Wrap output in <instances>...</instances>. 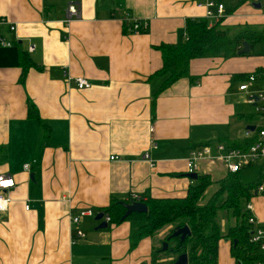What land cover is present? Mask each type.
Returning a JSON list of instances; mask_svg holds the SVG:
<instances>
[{
    "label": "crops",
    "instance_id": "1",
    "mask_svg": "<svg viewBox=\"0 0 264 264\" xmlns=\"http://www.w3.org/2000/svg\"><path fill=\"white\" fill-rule=\"evenodd\" d=\"M118 2L0 0V19L15 25L14 31L0 27L14 42L0 47V174L15 182L0 215V264H151L170 227L131 248L128 221L98 230L101 221L85 218V237L72 245L70 210L99 212L112 200L129 202L132 193L142 201L185 197L194 181L186 170L191 148L240 142L253 126V109L236 89L241 76L264 68V58L194 59L195 85L182 78L164 88L156 47L183 41L187 20L209 25L203 9L192 0ZM72 4L80 17L67 23ZM227 10L235 15L222 27L264 25V15L246 3ZM126 13L148 21V31L131 33L122 21ZM64 71L91 88L78 90ZM29 103L39 120L28 117ZM151 128L157 149L148 162ZM202 167L210 173L200 175L212 183L227 175L218 164ZM250 202L264 228V196ZM230 250L229 241L219 242L218 264H236Z\"/></svg>",
    "mask_w": 264,
    "mask_h": 264
},
{
    "label": "trees",
    "instance_id": "2",
    "mask_svg": "<svg viewBox=\"0 0 264 264\" xmlns=\"http://www.w3.org/2000/svg\"><path fill=\"white\" fill-rule=\"evenodd\" d=\"M117 1L120 3V0ZM184 36L187 39L179 43L156 47L163 62L157 74L165 77L164 88L182 78H188L191 85L196 84L198 78L189 74L191 60L237 57V52L244 42L251 48L250 53L244 56H250L254 46L264 42V30L260 32L243 30L235 36H230L228 28L219 25L209 26L196 20H187ZM20 63L21 79L24 80L28 64L24 59ZM246 75L241 76L239 80H245ZM28 117L39 120L37 109L30 103ZM252 140L244 139L228 145L244 148L251 144ZM239 174H227L219 180L218 188L206 201L204 195L211 185V178L199 175L188 188L185 197L150 198L143 201L147 206L146 214L132 213L122 221L126 211L123 204L128 202L117 200H112L108 207L99 213L109 216V225L124 221L130 223L131 248H135L142 239L154 236L164 227H170V231L162 243L168 240L175 228L187 226L190 235L182 242L177 238L168 240L165 252L160 251L162 247L156 248L151 255V264H173L175 258L182 254L187 255L188 264H218L221 240L230 242L231 257L236 264L264 263V254L258 252L257 245L250 241L248 212L245 209V204L254 196L251 195V191L259 186L261 180L258 178L254 183L244 184L240 181ZM168 257H171L168 263L162 262V259Z\"/></svg>",
    "mask_w": 264,
    "mask_h": 264
},
{
    "label": "built area",
    "instance_id": "3",
    "mask_svg": "<svg viewBox=\"0 0 264 264\" xmlns=\"http://www.w3.org/2000/svg\"><path fill=\"white\" fill-rule=\"evenodd\" d=\"M196 7L203 9L204 18L210 23L209 26H221L223 22L234 16V13H226L223 3L214 0H192ZM260 0H254L253 4L259 3ZM80 17L78 9L72 4L67 10V20L69 23ZM124 23H128V29L131 33L141 34L146 33L149 29V23L145 20H135L125 14L122 18ZM7 26L9 31L15 30V25L7 22L5 19H0V27ZM186 40L187 37L184 36ZM14 42L8 41L4 36L0 35V47L11 48ZM28 53L35 51V45L29 44ZM63 76L66 80L71 81L78 90H86L91 88V84L85 78H71L65 71ZM236 91L245 95V103L253 109V119L255 123H260L255 126L253 132L247 131L245 139H253L252 143L244 148L231 147L226 144L218 143L215 145H201L193 147L189 151L186 159V170L188 174H196L197 176L206 172L202 165L207 166L220 165L226 174H236L243 170L253 167H259L261 183L257 188L251 191V195L264 196V68L261 72H253L246 75V79L238 82ZM150 141L149 149L143 155V159L151 162L150 152L157 149V143L153 139V128L149 130ZM112 159V158H111ZM36 163L32 161V164ZM31 164L23 165L25 172H31ZM15 188L13 178L6 174H0V215L5 214L11 203L8 193ZM61 201L69 203V196L63 195ZM129 202H143L137 194L129 195ZM28 207H26L27 209ZM245 209L248 212L247 225L250 230V241L257 245V251L264 254V228L261 227L253 214V206L250 200L245 204ZM99 214L91 208L79 210H70L69 218L72 227L71 244L75 245L79 240L85 237L84 232L80 229L82 220L85 218H95ZM107 225L110 223L108 215L103 214L101 222ZM256 264H264L257 262Z\"/></svg>",
    "mask_w": 264,
    "mask_h": 264
},
{
    "label": "rangeland",
    "instance_id": "4",
    "mask_svg": "<svg viewBox=\"0 0 264 264\" xmlns=\"http://www.w3.org/2000/svg\"><path fill=\"white\" fill-rule=\"evenodd\" d=\"M253 1L254 0H221V3L224 4V6L226 8V13L229 12L227 9H229V8L231 9L232 6L238 7L242 3H246L248 8L250 10H252V12H254ZM259 4L261 5V7L256 12L257 13L260 12L261 15H264V0H260ZM253 20L260 22L261 16L259 17V15H254ZM242 28L243 27H241V26H233V27L229 28L230 29V35L231 36L237 35L238 33H240V30ZM246 28H248V27H246ZM251 29H253L254 31L260 32V31L264 30V25L261 24V25L252 27ZM251 56L264 58V42L259 43V44L254 46ZM237 57H243V56H237ZM253 122H254L253 126H258L260 124V123L259 124L255 123V120H253ZM240 176L243 179V181H245V183H254L260 177L259 167L250 168V169H248V171H244L243 173H240ZM216 182H218V181H216ZM217 186H218L217 183H212V181H211V185L205 191L204 200H207L216 191V189L218 188ZM164 228H169V227H164ZM159 233H160L159 231L157 233H155V236L159 235ZM160 247H162V243H161V245H159V248Z\"/></svg>",
    "mask_w": 264,
    "mask_h": 264
},
{
    "label": "water",
    "instance_id": "5",
    "mask_svg": "<svg viewBox=\"0 0 264 264\" xmlns=\"http://www.w3.org/2000/svg\"><path fill=\"white\" fill-rule=\"evenodd\" d=\"M99 2L103 1V0H98ZM253 7L255 9H260L261 5L259 3L253 4ZM250 46L248 43L244 42L242 44L241 49L237 52V56H244L246 54L250 53ZM249 131L253 132L255 130V126H250L247 128ZM191 179L196 180L197 179V175L196 174H191L190 175ZM124 208H125V214L122 217V221L125 220L129 215H131L132 213H139V214H146L147 213V206L144 202H134V203H126L123 204ZM103 217L102 213H99L95 216V221H101ZM107 228V224L103 221L101 222L97 229H105ZM190 235V231L188 229L187 226H184L182 228H175L172 232V234L170 235V237L168 238V240L170 239H179L181 242ZM167 241H164L162 243V248L160 249L161 252H165L167 250ZM173 264H188V258L186 254H182L179 255L175 258L174 263Z\"/></svg>",
    "mask_w": 264,
    "mask_h": 264
}]
</instances>
